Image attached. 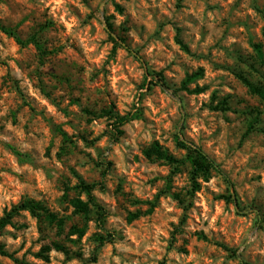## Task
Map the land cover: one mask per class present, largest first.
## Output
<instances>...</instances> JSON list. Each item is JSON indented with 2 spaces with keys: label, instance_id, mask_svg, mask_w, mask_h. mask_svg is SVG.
I'll return each instance as SVG.
<instances>
[{
  "label": "rangeland",
  "instance_id": "obj_1",
  "mask_svg": "<svg viewBox=\"0 0 264 264\" xmlns=\"http://www.w3.org/2000/svg\"><path fill=\"white\" fill-rule=\"evenodd\" d=\"M0 23L22 39L50 23L42 62L0 32V219L30 199L65 221L14 213L0 264H264V100L237 78L264 87V0H0ZM108 109L133 117L122 134ZM176 138L219 173L195 188L187 164L144 157L157 141L183 161ZM80 182L102 214L68 204ZM53 242L69 254L40 259Z\"/></svg>",
  "mask_w": 264,
  "mask_h": 264
},
{
  "label": "trees",
  "instance_id": "obj_2",
  "mask_svg": "<svg viewBox=\"0 0 264 264\" xmlns=\"http://www.w3.org/2000/svg\"><path fill=\"white\" fill-rule=\"evenodd\" d=\"M50 27V23H45L43 25H40L38 27L37 33L31 35L27 39H22L18 36V34L11 28L4 26L0 23V32L5 34L6 36L12 38L15 43L19 46L25 47L28 45H32L35 50L37 51L40 61L42 62L46 56L49 54L47 52L40 40L37 38L38 34H41L45 32ZM109 29L111 30V27L109 26ZM178 44L181 46V48L184 51H187V47L183 45V43L178 40ZM253 51L255 53L256 59L258 60V63L264 64V40L262 43L253 45ZM200 75V73H199ZM153 82L157 86L161 88H165V83L163 82L162 76L160 73L152 75ZM197 74L188 75L184 81V85L189 84L193 82V80L196 78ZM238 80L247 88L248 92L252 95L257 96L259 99L264 100V87L263 85H256L255 83L251 82L247 78H245L242 75H237ZM187 92L191 94H200L203 92V89H200L198 87L194 88L193 90L185 89ZM106 117L109 121H112L113 129L116 133L122 134V131L120 128H122L124 125H126L128 122H130L133 117L132 116H120L113 112L112 109H108L103 111L102 117ZM249 130H253V125H249ZM264 134V130L262 131ZM62 137L64 140H66L65 134H62ZM176 147L180 150H183L185 152V158L183 161L176 160L172 154L169 153V151L162 147L157 141H154L150 144L148 148H146L143 151V155L148 160H154V161H162L170 166H173V170H177L178 167L181 165L187 164L190 168V180L193 182L194 187L196 188V180L202 179L207 181L211 176L212 173H219L217 167L210 161L200 149L189 145L185 143L184 141L176 138ZM78 188L80 189L81 193H84L87 197L86 201L81 200L78 197L70 198L68 199V204L74 209V212L77 214H80L81 216H84L85 218L89 216L91 212V208L95 210L97 214H102L104 211L101 206H99L95 198L92 194L95 185L91 184H85L83 182L79 183ZM227 201H230V196L226 198ZM149 208L147 211H145V215H149L152 213L155 205L154 203H147ZM18 211H27L29 212L33 217L40 221L46 222L48 225L55 226V228L58 231H62L63 227L65 225L64 218L59 217L56 213H53L49 211L42 203L30 199H24L17 207H15L9 214H7L4 218L0 219V231L9 223V220L11 216L18 212ZM140 215L138 213H129L128 215V221L131 222L135 219H137ZM71 235H77L78 237H81L83 235L82 229H77L76 227H72L70 229ZM100 243H102V238H99ZM51 251L60 252L64 255H68L69 251L67 248L58 242H53L49 245H46L42 247L40 252L37 254V256L44 260H48V254ZM0 255L10 257L2 245H0ZM13 261L17 264H20L16 259H13Z\"/></svg>",
  "mask_w": 264,
  "mask_h": 264
}]
</instances>
